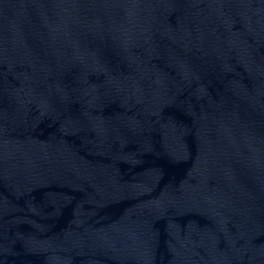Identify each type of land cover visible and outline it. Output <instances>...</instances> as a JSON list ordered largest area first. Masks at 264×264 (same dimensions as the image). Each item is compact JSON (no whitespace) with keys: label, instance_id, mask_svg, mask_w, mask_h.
Here are the masks:
<instances>
[{"label":"water","instance_id":"obj_1","mask_svg":"<svg viewBox=\"0 0 264 264\" xmlns=\"http://www.w3.org/2000/svg\"><path fill=\"white\" fill-rule=\"evenodd\" d=\"M0 264H264V0H0Z\"/></svg>","mask_w":264,"mask_h":264}]
</instances>
